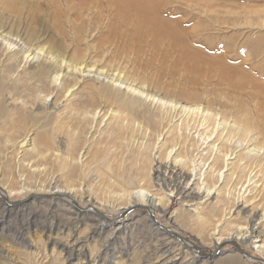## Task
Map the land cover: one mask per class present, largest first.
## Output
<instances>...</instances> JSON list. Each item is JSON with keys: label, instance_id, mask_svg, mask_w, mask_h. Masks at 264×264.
<instances>
[{"label": "rangeland", "instance_id": "rangeland-1", "mask_svg": "<svg viewBox=\"0 0 264 264\" xmlns=\"http://www.w3.org/2000/svg\"><path fill=\"white\" fill-rule=\"evenodd\" d=\"M3 1L4 0H0V33H7L6 35L13 39V50L15 48L16 50L20 48L34 49L38 46H43L45 53H48V55H51L52 57L51 60L49 59L50 61L48 60L46 63L51 64L49 62H52V65H55L60 61L62 69L64 68V73L67 65L72 67L75 64V67L80 68V70L82 69L80 73L83 76L78 74L77 84L69 89L68 93V90H66L68 87L67 85H72L74 83L72 80H70L68 84H65V86L64 84L62 85L65 88H61V84H55V89L58 91L53 88V85H46L45 88H42L43 92H49L50 96L56 97L57 99V105L52 109V114H50L51 117L49 118L52 120H46L49 121V124L45 126V130L38 125H31V122L29 123L30 127L25 126V128H23V125L21 126V124H17L15 127H12L10 131H6L3 127L0 130L2 134L0 136L2 138H0V140H2L0 141L1 155L8 153L11 151L10 149H12L11 147L6 149L8 147L2 144L5 141L4 139H6L5 136H20V134L22 135L29 129L33 130L31 137H35L39 133H45L44 136L47 134L48 139V133H52L54 137H56L55 135H57V132L55 129L58 128V126H62L63 124L64 127L62 128H66L65 125L67 126L69 124L72 127V123L74 122L70 123L72 120L68 118H66L67 120L64 119V115L60 113L63 108V100L71 98L73 96L72 94H74L75 97L81 96L85 100L87 97V100L90 101H88L90 104L87 105V109H93V107H95L98 108L97 110L100 109V111H102L92 125H89V128H91L89 134H85L84 137L85 141L87 139L86 143L84 141L78 147V149L80 148L82 149L81 151H83L80 161L82 163L86 161V164H83L84 169H86V172L95 169L97 173H100L97 174L98 177H93L96 175V172L93 173L94 170L91 172L92 175L89 174V179H87V176L85 177V181L87 182L83 181V178H80V176H78V178L81 180H78V178L77 180L72 178L68 179L62 174V171L61 174L57 175L59 172L58 169L55 166L53 168L49 161V165H47V159L43 157L46 159H44L46 163L45 170L48 174V176H44L45 180L42 179L43 175H46V172L43 171L44 173L42 172V176H40L41 181L38 180L39 178L37 179L39 176L35 178L34 176H31L34 178L32 179L28 174L27 176L29 179L31 178L30 180L24 178V180L21 181L15 179H3L0 181V184L5 189H13L14 193L8 198L10 201L23 200V198H26L25 189L27 187L33 192L38 191V193H43L44 187L47 188L46 186L48 185L54 187L55 185H71L74 183L72 185L78 188L77 193L79 192L80 195L82 193L84 196L92 195L91 198L96 200L93 201L92 206L97 208L100 213H104L108 218L118 216V206H122L123 204L120 203L122 202L121 200L119 202L114 196L111 199L112 194H109L110 190L107 187L108 184L106 185L108 182L107 178L111 174L112 168H115L117 162L121 158H124L126 163L132 162H129L130 150L128 153H125L122 150L123 148L119 146V140L123 136L121 132L117 131V135L111 134V112H114V110L117 111V109L120 108H118L116 103L113 102L112 104V101H110L104 93L106 94V89H110L109 86L107 87V82H110L109 78L114 77L115 74L116 76H120L126 82L130 81L133 84L144 86L148 93L155 94L157 97H170V99L180 101L182 104L185 102L190 105L198 104L201 108L206 110L210 109L208 110L210 113L215 112L219 118L223 115H231V107L233 110L236 106H238L237 108L240 106H247L255 112L256 106L264 104V102L262 104V102L259 101L260 99L261 101H264V76H258L261 75L258 73V69L260 67L264 69V29L260 30L255 24H253V19L256 14H254V16L252 15L253 10L264 9V0H130L134 1V3H131L129 0H88L89 4L87 0H70L71 4L69 3V6L67 3L68 0H5V4ZM7 1L8 3H6ZM74 1L80 3L79 5H85L79 7L77 2L74 4ZM107 1L111 2L107 3ZM135 2L139 4H149L151 6H154L156 3V9L158 6L160 8L155 10V13L152 10L154 9L153 7L151 10L149 9L148 13H145L146 15L142 13L138 14ZM125 3L128 5L127 7L124 5ZM61 4L64 7L60 6ZM64 4H66V6ZM73 5L76 6L73 7ZM59 7L61 11H58ZM88 7L92 8L88 9ZM79 8L82 9L80 10ZM229 10L231 11L229 12ZM62 12L65 13L62 15ZM83 12H86L87 14L85 13L83 15ZM242 12L245 14H242ZM231 13H234L235 15H232ZM55 15H57L56 18H60L56 19ZM74 17L76 20H74ZM37 60H39V58L35 59V61ZM221 62L226 68L220 66ZM211 65L212 69L209 70V66ZM25 68H27V63H21L19 69L24 70ZM87 68H91L90 72L85 70ZM98 69H100L102 73L100 72V74H97L96 72ZM222 70L228 79L236 81L235 83L240 81L242 84L244 83L248 89L243 88L242 94L238 95L239 92L237 89L234 91V87L228 88L223 82H221L223 80L221 79L219 72L222 73ZM75 72H79V70ZM52 74L53 73H51L50 76H52ZM249 76L252 78L250 79ZM246 79L252 82L254 80V83H252L253 86L254 84H259L258 87L251 88L252 84H250V81H246ZM248 86L252 90H250ZM259 86L260 89H258ZM94 89L98 94L95 93L96 91ZM101 90L102 95L99 93ZM254 90L255 92H252ZM260 90L262 94H260ZM92 91L94 92L91 93ZM247 92L252 93V96L255 93V100H249L248 103V98L252 96ZM94 93L97 94V96L100 95V98L96 97ZM89 94H91L92 97ZM258 94L261 96L259 97ZM237 96L240 98H238V101L236 100ZM212 98L213 101L211 100ZM241 99L244 103L239 101ZM250 102H255V104ZM92 103L94 106L91 105ZM224 104H227V107ZM222 105H224V107H222ZM40 111L42 112L43 110H38L37 112ZM42 113L44 114L46 112ZM188 123L190 124L189 128L187 127V130L184 128L182 129L186 143L184 146L180 147L177 145L175 149L180 150L179 153L182 152L180 156L184 157L192 153L194 157H197L199 154L198 152L203 146L201 145V148H197V146L200 147L201 144L199 137L195 136L198 129L195 125H192L191 120H189ZM75 127L76 125L74 123L73 128ZM53 132L56 133L54 134ZM189 135H191V137ZM140 137L141 135L137 136L136 139L139 138V140H142V137ZM115 138H117V142L115 143L117 150L114 157V153L111 151V145L112 143L114 144L115 140L113 141V139ZM56 139L57 137L54 140L50 139L48 146H44L43 139L39 142V140L35 138V143L42 148L50 147V149H54L53 151L58 150V152H61L62 146L60 143H57L58 141H56ZM146 139L147 137H145V140ZM150 139H152V137H150ZM145 140L143 139V141ZM158 141H160V139ZM15 148L16 147L14 146L13 149ZM16 150L17 149L14 151ZM20 150L21 149L19 148L18 151L11 152L13 160H10L6 166L3 167L0 163V173H3V170L7 173H11L14 170L15 160L19 156ZM80 154L81 153H79L78 156H80ZM39 160L40 159L34 160L35 162L33 163H41V167L44 168V164H42L44 163L43 159H41V161ZM46 166L48 168H46ZM54 169H56L57 173H55L56 171ZM49 171H51V174L48 173ZM147 174L148 173L146 172V175ZM60 175L64 176L62 177ZM55 176L60 177L58 179L61 180H58L56 184L55 182L57 179ZM146 177L148 180L151 179L150 174ZM42 181H46V186ZM77 182L78 184H76ZM41 183L43 187L40 186ZM84 185L86 188L87 186L91 187L88 190ZM41 187L43 189H41ZM22 188L24 189L22 190ZM35 188H39V190H36ZM260 189L261 187L257 188L254 191L255 194H253V191L248 194V197L258 194L254 198V201L261 205L259 206L260 210L258 214L263 212L262 210L264 209V191ZM237 190L238 187H236L235 191L237 192ZM236 192H234V194ZM237 193L234 195L235 197H237ZM39 199H41V197L34 199L30 198L27 202H23V205H20L22 204L20 202L17 205L9 206V203L1 199L0 196V214H2L0 215V264H69L63 260V257L66 255L61 251L60 242L58 243V240L60 241V239L63 238L64 240L62 239L61 242H66L67 238L69 239L74 231L77 233V236L79 234V237L82 236L80 238L83 239L84 237L83 240H85L87 252L90 255L92 254V257L97 258L95 259L96 261L94 264H151L152 261L155 260V257L161 254V250L164 247H169L170 250L173 247L171 250L172 254L174 253L178 257L176 264H221L220 260L231 255L237 257L235 264L237 262L238 264H260L257 261H250L249 263L244 261L243 257L236 254L238 251L235 247L228 244V242H224L226 243L225 246L216 257L207 259L198 256L199 258L197 261L193 262L190 260L192 254L187 250H183V246H181L180 242L178 244L177 240L171 236H167L161 231L156 232L155 229H153L154 226L151 224V220L156 221L162 230L167 229V227H173V224L169 222L167 217L171 214L174 208L179 207L181 204L182 199L177 196L172 198L170 205L164 211L157 209L153 214V218L148 214L144 207H133L127 211L129 213L126 212L128 216L125 214L117 219V221L124 219V222L127 223V226L123 227L121 231L118 232L114 226L107 228L108 230H104V233L101 232L99 234H93L92 236L90 233L91 227L89 226H92V220L95 217L100 220L93 212L90 210H82L79 212L74 206L63 203L65 201L58 197L51 199L42 197L41 201ZM59 203H61V205ZM58 204L60 206H58ZM78 204L84 206L81 201H79ZM67 209L69 211H66ZM74 212L80 214L75 215ZM231 213V216L226 214L227 217L225 220H228L229 222L227 223L228 227L230 224L236 223L239 225L244 224L245 226L250 225L246 216L240 214L235 216L234 212ZM177 215V220L180 223H176L184 229L182 234L185 233L192 236L199 235L198 237L202 238L203 243H205L203 248L206 251L212 252L217 248L218 245L215 246L214 240L212 239L214 235L209 234V232H211V230H209L211 227L210 225H199L190 217L182 214ZM259 221L260 223L262 221V225L264 224V218ZM259 221L257 219V223H259ZM73 222H75V224ZM149 223L150 225H148ZM49 225L53 226L50 227ZM222 227L223 226H220V228ZM228 227L225 226L223 228V234L226 233V228ZM86 229L89 230L87 231ZM178 233L181 234L180 232ZM51 235L55 236L53 237ZM56 235H59L60 239ZM69 235L70 237H68ZM107 235H110L109 238H113L111 241L112 244L110 243L108 245V243L105 242V239L108 237ZM47 236L49 237L48 239L46 238ZM55 237L58 240H56ZM161 244L164 245L163 248ZM178 245H180V247ZM239 245L249 254L260 257L259 255L261 254L256 251L254 252L250 247L246 246L247 244L240 242ZM180 248L183 250L181 253ZM102 254L103 257L101 259Z\"/></svg>", "mask_w": 264, "mask_h": 264}, {"label": "bare ground", "instance_id": "bare-ground-1", "mask_svg": "<svg viewBox=\"0 0 264 264\" xmlns=\"http://www.w3.org/2000/svg\"><path fill=\"white\" fill-rule=\"evenodd\" d=\"M8 1L6 3H8ZM76 2L77 1H74V4ZM110 2L107 1V3H110ZM130 2L134 3V1H130ZM67 3L69 6L71 4L70 0H68ZM47 4H48V1H47ZM77 4L79 7L80 6L82 7L85 5V4L79 5L80 3L78 2ZM88 4H89V1H88ZM155 4L154 6H151L149 4L136 3V6H135L137 7L136 11L138 14L139 13L145 14L146 12L148 13L149 9L151 10L154 7V9L152 10L155 13L156 12L155 10H158L160 8L158 6V8L156 9L157 6ZM64 5L66 6V4ZM124 5H126V7L128 6L126 3ZM60 6H62V4ZM74 6L76 5H73V7ZM91 8L88 7V9H91ZM52 9H53V5H52ZM58 9H59L58 11H61L60 7ZM231 10H229V12ZM65 11H66V8H65ZM63 13L65 12H62V15ZM85 13L83 12V15ZM242 14H245V13L242 12ZM254 14H256V16L254 17V19L252 18L253 24H255V26L258 29L263 30L264 29V9L253 10L252 15L254 16ZM232 15H235V14L233 13ZM56 16L57 15H55V18ZM57 18H60V17H57ZM74 20H76L75 17H74ZM6 34L7 33L5 34L0 33V130L4 127L6 131L8 130L10 131L11 128L15 127L17 124H21V126L23 125V128H25V126L30 127L29 126L30 122H31V125H35V126L38 125L45 130V126H47L49 124L48 122L52 120L49 118L51 117L50 114H52L51 113L52 109L54 108L55 105H57L56 104L57 99L56 97L50 96L49 92L47 91H46L47 93L43 92L42 88H45L46 85H53V88L55 89V86H56L55 84L57 85L61 84V86L64 84L65 86V84H68V82L72 80V82L74 83L72 85H67L68 87L66 90H68L67 91L68 93L69 89H71L74 85L77 84L78 74H80V76H83L80 73L82 69L80 70V68L75 67V64L72 67H69L70 65H67L66 71L64 73L63 72L64 68L62 69V66H61L62 64H60V61L57 62L58 64H55V65H52V62H49L51 64L46 63V61H48L49 59L51 60L52 57L51 55H48V53H45L43 46H38L34 49L20 48L16 50L15 48L13 50V47H14L13 39L7 36ZM38 58L39 60L35 61V59H38ZM21 63L23 64L27 63V68H25L24 70L19 69ZM220 66L223 68H226L222 62L220 63ZM210 69H212V65L209 66V70ZM77 70H79V72H75ZM85 70L90 72L91 68H87ZM100 72L101 70L98 69L96 73L100 74ZM51 73H53L52 76H50ZM258 73L261 74V75H258L259 77H263L264 69L260 67L258 69ZM219 74L221 75L220 77L223 80L221 82H223V84H225L228 88L234 87L235 88L234 91L237 89L239 92V94L237 93L238 95L242 94L243 88L248 89L246 88V85H244V83L242 84L240 81L235 83L236 81L228 79L226 77V74L223 72V70H222V73L219 72ZM249 77L250 79L252 78L251 76ZM109 80L110 82H107V87L109 86L110 89H106L105 90L106 94L104 93V95H107L106 97H108V99L112 101L111 102L112 104L114 102L118 105V108H120V109H117V111L114 110V112L113 111L111 112V115H112L110 119L111 134L117 135V131L121 132L123 136L119 140V144H120L119 146H121L123 149L122 148L120 149H122L125 153H128V151L130 150L129 162H132V163H126L124 158H121L117 162L115 168H112V172L107 178L108 182L106 183V185L108 184L107 187L110 190L109 194H112V196L110 195L111 199L114 196V198L119 200V202L121 200L122 202L120 203L123 204L122 206H118V210H119V214L117 213L118 216L112 217V218L109 217L108 219H106L97 210V208H94L92 206L93 201H96L91 198L92 195L84 196L82 193L80 195L79 192L78 194L77 193L78 188L72 185L74 183H72L71 185H55L54 187H50L48 184H47L48 186H46L45 184L46 181L45 182L42 181L44 182L43 184L47 187V188L44 187L43 193H38V191L33 192L26 186L27 187L25 189L26 192L24 191L26 193V198H23V200L20 201L22 203L20 205H23L24 204L23 202H27V200H30V198L34 199V198L41 197V199H39L41 201L42 197H46L50 199L54 197H58L65 201L63 203L74 206L76 210H79V212L82 210L84 211L90 210L100 219L98 220L97 217H95L96 218L95 219L92 216L94 218V219L92 218L93 223H92V226H89L91 227L90 233L92 236L93 234L94 235L99 234L103 232L104 230H106L107 228L114 227V226L116 227L115 229L118 232L121 231L123 227L127 226V223L124 222V219L118 220V221L117 219L121 218V216L125 214L128 216L127 213L129 212L127 211H129L131 208L136 207V206L144 207L146 211L148 212V214L153 218V214L155 213L157 209H159L160 211H164L170 205L172 198L177 196L180 199H182L181 204L179 207L174 208L171 214L167 217L169 222L173 224V227L171 228L167 227V229L162 230V228L159 226V224L156 221L151 220V224L154 226L153 229H155L156 232L161 231L167 236L169 237L171 236L172 238L177 240L178 244L180 242L181 246H183V250H187L189 251L190 254H192V256L190 257V260L194 262V261H197V259L199 258L198 255L195 253L194 249H192L189 246V244H187L186 242H183L182 240H180L179 238L173 235V232L175 233L180 232L182 234L184 230L183 227H180L178 225V223L180 222L177 220V216H178L177 214H182L187 217H190L193 220H195L197 224L199 225H203V226L210 225L211 227L209 230H211V232H209V234L214 235L212 239L214 240L215 246L221 243H224V242L230 243V241L231 242L234 241L238 243V245L240 242L243 244H247L246 246L250 247L254 252L256 251L257 253L261 254L259 255L261 258V261H259V263L264 264V238H263L264 224L262 225L261 224L262 221L261 223L259 221L262 218H264L263 217L264 209L262 210L263 212L258 214L260 210L259 206L261 205L254 201L255 196H257L258 194L255 196L248 197V194L251 191H253V194H255L254 191L257 188L261 187L260 190L264 191V104H263L264 101H261V99L259 100L260 102H262L263 105L256 106L255 112H253V110L248 108L247 106H240L238 104L240 106L239 108H237L238 106H236V108H233L232 110V107H231V111H230L231 115H228V116L223 115L221 116V118H219L217 114H215V112L210 113L208 112V110L210 109L206 110L204 108H201L198 104L190 105L186 102L182 104L180 101L170 99V97L169 98L157 97L155 94L148 93L147 89H145L144 86L133 84L129 80H128L129 82H126L120 76H116V74L114 77L109 78ZM246 81L249 82L250 80L246 79ZM252 83H254V80L253 82L250 81V84ZM258 85L259 84H254L253 86L252 84L251 88L256 87V86L258 87ZM64 86H62L61 88H63ZM251 88L250 90H252ZM258 89H260V86ZM261 89H262V85H261ZM93 92L94 91H92L91 93ZM252 92H255V90ZM262 92H263V89H262ZM262 92L260 94H262ZM95 93H97V91ZM99 93H101L102 95V90ZM97 94H95L96 97L100 98L99 97L100 95L97 96ZM249 94L252 96V93H249ZM72 95L73 96L71 98H67L66 100H63L64 101L63 108L61 107L62 110L60 111V113L64 115V119L68 118L72 120V121L69 120L70 123L74 122L76 127L73 128L74 123H72L73 125L72 127L71 125L68 124L67 126L65 125L66 128H62L64 127L62 124V126H58V128L55 129L57 132V135H55L57 137L56 141H58L57 143H60L62 146L61 152H58V150L53 151L54 149L52 150L50 149V147L42 148L35 143V138H37L39 142L40 140L43 139L44 146H48L50 139L54 140L56 138L54 137L52 133H48V139H47V134L44 136L45 133L44 134L39 133L35 137L34 136L31 137V135L33 134V130H29V129L25 131L22 135L20 134V136L19 135H17L16 137L5 136L6 139H4L5 141L3 140L4 143L2 142L1 143L8 147L6 149H9L10 147L12 149H10L11 151H9L8 153H4V155H1L0 153V160H1L0 163L3 165V167L6 166L10 160H13L12 159L13 155H11L12 151H14L15 149H17L16 151H18L19 148L21 150L19 151V156L15 160L14 170L11 173H7L5 170H3L4 172L0 173V181L3 179H15L18 181L24 180V178L29 179L27 174L30 177L34 176V178L39 176L37 177V179L39 178L38 180H40L41 178L40 176H42L41 175L42 172L43 171L46 172L45 170V164H46L45 160L46 159L48 163L47 165H49V162H50L53 168L55 166L58 169L59 172L57 175L61 174V171H62V174H64L65 177H67L68 179L72 178L74 180H77L78 176H80V178L82 177L83 181L86 180L85 178L86 176L88 177L87 179H89L90 177L89 174H91V172H93L95 169L91 170L90 169L91 167H90L89 169L91 171L86 172V169H84V166H83V164L84 165L86 164V161H84L85 159L82 160L84 161V163L80 161L83 151H81L82 149L80 148L78 149V147L82 142L85 141L84 139L85 134L87 133L89 134V131L91 129L89 128V125L90 124L92 125V123L98 118L99 113L102 111H100V109L97 110L98 108H95V107H93V109H89V108L87 109V105L90 103H88L89 100H87L86 95H85L86 100L82 98L81 96L75 97L74 94ZM89 95L91 96V94ZM258 96L260 97L261 95L258 94ZM254 97H255V93L252 97L248 98V103H249V100L250 101L255 100ZM238 98L239 96H237V99H236L237 101H238ZM211 100L213 101V98ZM93 101H97V100H93ZM239 101L241 102L242 99ZM250 103L255 104V102H250ZM91 105L94 106L93 103ZM224 105H222V107H224ZM225 106L227 107V104ZM36 110L37 111L43 110L42 112H46V113L43 114L41 111L40 113V112H37ZM40 114H43V115H40ZM46 120H49V121H46ZM189 120H191L192 125H195L198 129L195 136L199 137L201 144L198 143L200 144V147L197 146V148H201V145L203 146L198 152L199 154L197 155V157H194L192 153L184 157L180 156L182 152L179 153L180 150L175 149L177 145L180 147V146H184V144L186 143L185 135L183 134L182 129L183 128L186 129L187 127L189 128L190 126L189 124L190 122L188 123ZM193 131H194V128H193ZM139 134L141 135L142 140H139V138L136 139L137 136H140ZM1 135L2 134L0 132V136ZM189 136L191 137V135ZM145 137H147L146 140H145ZM150 137H152L153 140L150 139ZM117 138L113 139V141L114 140L115 141H114V144L112 143L113 146L111 145L112 150L110 149L114 153V157H115V153L117 150V146L115 145V143L117 142ZM143 139L145 141H143ZM159 139L160 141H158ZM14 146L16 147L15 149H13ZM79 153H81L80 156H78ZM43 157H45L46 159ZM38 159H40L39 161L43 159L44 163L42 164H44V168L41 167L40 165L41 163L40 164L37 163L39 165H37L36 163L35 164L33 163L35 162L34 160H38ZM41 168L44 170H42ZM46 168L48 167L46 166ZM54 170L56 171V169ZM51 171H49L48 173L51 174ZM95 172H96V175H94L93 177H98L97 174H100V173H97L96 170L93 173ZM146 172L150 174L151 179L149 180L147 179L146 176L148 174L146 175ZM55 173H57V171ZM44 176L45 177L48 176L47 172H46V175H43L42 179H44ZM52 177L54 179L53 175ZM55 177L57 179L55 184L57 183L58 180L61 181L60 179H58L60 177H57V176ZM80 178H78V180H81ZM78 182L76 184H78ZM40 186H42V183ZM42 187L41 189H43ZM90 187L87 186L86 188L85 186V188L88 190ZM236 187H238V190H237L238 193L235 191ZM39 188L38 189L35 188V189L39 190ZM23 189L24 188H22V190ZM0 190L4 193L7 199L11 197V195L14 193L13 189L7 190L1 184H0ZM234 192L237 193V197L234 196L236 194V193L234 194ZM79 201L83 202L84 206H80L78 204ZM59 204L61 205V203ZM59 204L58 206H60ZM8 205L10 206V205H17V204H8ZM68 209L66 211H69ZM231 212H234L235 216L238 214L246 216L248 223L250 222V225L245 226L244 224L239 225L238 223H236V224H230V226L228 227L227 223L229 222L228 220H225V219L227 217L226 214L227 215L229 214V216L232 215ZM74 214L76 215L80 213L74 212ZM72 217H75V216H72ZM257 219L259 223H257ZM73 223L75 224V222ZM148 225H150V223ZM49 226L52 227L53 225L52 226L49 225ZM220 226H223V227L220 228ZM225 226H227L228 228H226V233L223 234V228ZM79 235L77 236V233H75L74 231L71 237L70 235L68 236L70 237L69 239L66 237L67 238L66 242H61L63 239L62 236H61L62 239H60L59 235L58 236L56 235L57 237H59L60 241L56 237L55 239L58 240V243L60 242L59 244L61 246V251L64 252V254L66 255L65 257H63L64 262L66 261L69 264H94L96 261L95 259L97 258L92 257L91 256L92 254L90 255L87 252L85 240H83L84 237L82 239L80 238L82 236L79 237ZM109 236L105 239V242H107L108 245L110 243L112 244L111 241L113 240V238H109ZM198 236H193V237L196 240V242H198L199 245L203 246L205 243H203V239L199 238ZM46 238L48 239L49 237L47 236ZM167 242H170V241H167ZM178 246L180 247V245ZM163 247L164 245H162V248ZM241 248L244 249L243 247ZM181 249L182 248H180V253L183 252V250ZM171 250L169 247H164L161 250V254L159 255L157 254L158 256L155 257V260L152 261V263L151 262L150 263L151 264H176V260L178 257L174 253L173 255ZM236 254L243 257L244 261H246L247 263H249L250 261H253L247 256L241 254L239 251L236 252ZM102 257H103V254L101 256V259ZM210 258H207V259H210ZM236 260H237V257L235 255L234 256L231 255L229 257H225L222 260H220V263L221 264H235ZM182 261H185V260H182ZM236 264H238V262Z\"/></svg>", "mask_w": 264, "mask_h": 264}, {"label": "water", "instance_id": "water-1", "mask_svg": "<svg viewBox=\"0 0 264 264\" xmlns=\"http://www.w3.org/2000/svg\"><path fill=\"white\" fill-rule=\"evenodd\" d=\"M0 196L1 199H3L4 201H7L9 204H19L20 201L22 200H15V201H10L9 199L6 198V196L4 195V193L0 190ZM134 208H137L134 207ZM143 208V207H142ZM132 209V208H131ZM105 218H108L104 213H101ZM183 233V232H182ZM173 235L177 238H179L180 240H182L183 242H186L187 244H189V246L194 249L195 253L200 256V257H204V258H210V257H216V255H218V253L221 251V249L225 246L226 243L224 244H219L217 246V248L215 250H213L212 252L206 251L204 250L203 246L199 245L198 242H196V240L194 239V237L192 235H187L184 233L183 234H179V233H175L173 232ZM230 245H232L233 247H235L236 250H238L241 254L247 256L248 258H250L253 261H261L260 257L254 256L252 254H249L246 250L242 249L238 243L236 242H231L228 243Z\"/></svg>", "mask_w": 264, "mask_h": 264}]
</instances>
